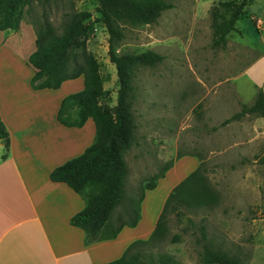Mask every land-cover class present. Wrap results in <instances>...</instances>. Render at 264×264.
Segmentation results:
<instances>
[{
	"label": "rangeland",
	"instance_id": "rangeland-1",
	"mask_svg": "<svg viewBox=\"0 0 264 264\" xmlns=\"http://www.w3.org/2000/svg\"><path fill=\"white\" fill-rule=\"evenodd\" d=\"M166 1L172 6L162 10L154 22L122 24L123 36L114 45L116 52L151 49L162 56L154 65L137 67L133 73L131 110L135 128L133 143L122 153L125 188L136 189L170 161L160 175L163 177L155 178L156 186L144 189L135 226L124 224L129 227L125 229L143 237L171 187L200 163L219 193L218 202L211 207L170 213L164 239L147 251L153 255L166 252L183 264H203L198 231L203 224L207 237L238 255L243 264H264V164L256 160L264 149V117L246 114L222 122L241 104L251 103L260 89L257 58L264 50L262 31L247 10L227 33L225 44L214 47L211 10L220 9L221 0ZM249 4L248 9L260 15V0ZM97 5V0H48L44 4L32 0L24 6L20 20L33 30L31 20L45 13L54 30L60 32L64 12L90 11L83 22L94 19L92 27L85 37L77 38L71 52L78 62L82 52L87 54L102 89L97 103L112 112L117 80L107 54L106 30L95 21ZM4 46L15 51L6 43ZM24 63L26 73L31 72L26 59ZM81 82V76L64 80L59 91H78ZM174 234L177 240L172 241Z\"/></svg>",
	"mask_w": 264,
	"mask_h": 264
},
{
	"label": "trees",
	"instance_id": "trees-1",
	"mask_svg": "<svg viewBox=\"0 0 264 264\" xmlns=\"http://www.w3.org/2000/svg\"><path fill=\"white\" fill-rule=\"evenodd\" d=\"M32 0H0V30H17L24 6ZM44 4L48 0H36ZM95 21H100L107 33V54L115 68L117 89L112 112L97 103L102 93L99 76L82 52V60H75L71 47L79 36L85 37L92 21H83L90 16L88 10L64 12L62 29L56 32L46 19L45 13L31 20L34 31V49L26 62L34 71L29 83L33 88L57 86L61 80L79 74L83 76V88L62 97L56 119L67 125H80L86 116L95 122L93 142L75 157L54 167L49 174L52 180L63 181L84 196L85 205L73 213L69 222L84 230L85 240L114 236L124 224L132 226L138 218V203L144 189L155 186V178L169 166L167 161L160 170L148 176L136 189L127 190L126 166L122 158L124 150L134 141V116L131 110L132 78L140 66H151L160 61L161 54L144 49L139 52H116L115 43L123 36L122 24H148L156 20L161 11L172 6L166 0H97ZM251 0H221L220 9L211 10V46L225 44L227 33L234 29L237 19L247 15ZM72 61L71 67L68 65ZM246 114L264 117V92L258 89L251 103L241 104L239 110L222 122L238 119ZM0 139L3 151L0 159L7 155L8 135L0 119ZM264 164V149L256 156ZM219 200L218 191L212 186L198 163L181 178L166 194L156 216L154 225L144 239L136 238L128 243L122 254L110 261L97 264H183L166 252L152 254L147 248L164 239L167 232V217L183 210L192 211L211 207ZM188 219H190L188 217ZM201 244L199 257L203 264H243L235 253L223 249L208 238L204 225L198 226ZM172 241L177 240L174 234Z\"/></svg>",
	"mask_w": 264,
	"mask_h": 264
},
{
	"label": "crops",
	"instance_id": "crops-1",
	"mask_svg": "<svg viewBox=\"0 0 264 264\" xmlns=\"http://www.w3.org/2000/svg\"><path fill=\"white\" fill-rule=\"evenodd\" d=\"M248 7L255 26L262 31L264 48V0H260V15ZM23 23L20 20L17 30H0V119L8 135L7 155L0 159V264H97L113 260L130 241L146 238L155 220L143 237L129 233L125 229L129 227L122 225L114 236L90 241L85 240L81 227L69 222L70 216L84 207V196L67 183L52 180L49 174L93 142L96 126L89 115L80 125L56 119L67 93L59 90L64 80L71 78L55 87L28 86L34 69L31 66V72L26 73L24 61L34 49V33ZM258 60L264 92V50ZM78 76L82 77V89L83 76ZM86 122L90 123L84 127Z\"/></svg>",
	"mask_w": 264,
	"mask_h": 264
},
{
	"label": "water",
	"instance_id": "water-1",
	"mask_svg": "<svg viewBox=\"0 0 264 264\" xmlns=\"http://www.w3.org/2000/svg\"><path fill=\"white\" fill-rule=\"evenodd\" d=\"M3 142V139H0V143H2Z\"/></svg>",
	"mask_w": 264,
	"mask_h": 264
}]
</instances>
